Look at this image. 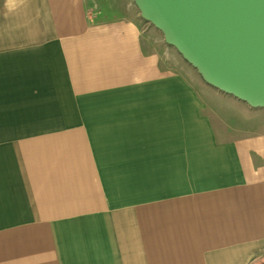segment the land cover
Wrapping results in <instances>:
<instances>
[{"label": "crops", "instance_id": "obj_1", "mask_svg": "<svg viewBox=\"0 0 264 264\" xmlns=\"http://www.w3.org/2000/svg\"><path fill=\"white\" fill-rule=\"evenodd\" d=\"M148 24L134 0H0V264H264V109Z\"/></svg>", "mask_w": 264, "mask_h": 264}, {"label": "water", "instance_id": "obj_2", "mask_svg": "<svg viewBox=\"0 0 264 264\" xmlns=\"http://www.w3.org/2000/svg\"><path fill=\"white\" fill-rule=\"evenodd\" d=\"M134 1L208 85L264 109V0Z\"/></svg>", "mask_w": 264, "mask_h": 264}, {"label": "rangeland", "instance_id": "obj_3", "mask_svg": "<svg viewBox=\"0 0 264 264\" xmlns=\"http://www.w3.org/2000/svg\"><path fill=\"white\" fill-rule=\"evenodd\" d=\"M148 26L153 30L155 31L151 24H148ZM156 35L160 38L163 37V34L159 31V30H156ZM167 49V52H168V57H169V60L173 63L174 67L175 68H179L180 70H185L186 72H188L190 74V77L191 79L197 84L199 85L200 87H202V89H207L208 91H210V93L212 95H218L217 91H219L218 89L208 85L203 79L202 77L199 75L198 71L193 68L187 61H185L183 59V57L178 53V51L170 46V45H167L166 47ZM216 91V92H214ZM220 96V95H219ZM230 97V96H229Z\"/></svg>", "mask_w": 264, "mask_h": 264}]
</instances>
